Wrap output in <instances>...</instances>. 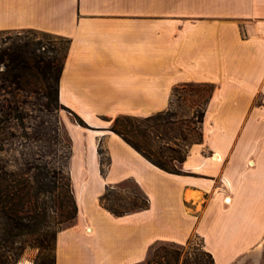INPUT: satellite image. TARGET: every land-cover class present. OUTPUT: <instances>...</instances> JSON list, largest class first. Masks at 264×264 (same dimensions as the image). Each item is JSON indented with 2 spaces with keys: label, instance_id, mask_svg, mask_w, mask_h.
<instances>
[{
  "label": "crops",
  "instance_id": "obj_1",
  "mask_svg": "<svg viewBox=\"0 0 264 264\" xmlns=\"http://www.w3.org/2000/svg\"><path fill=\"white\" fill-rule=\"evenodd\" d=\"M24 30L68 42L58 102L89 127L63 120L77 214L55 234L53 264H140L154 243L193 236L214 264H233L263 243L264 0H0V33ZM183 84L215 88L177 175L105 119L164 112ZM127 180L149 208L116 217L100 197Z\"/></svg>",
  "mask_w": 264,
  "mask_h": 264
},
{
  "label": "rangeland",
  "instance_id": "obj_2",
  "mask_svg": "<svg viewBox=\"0 0 264 264\" xmlns=\"http://www.w3.org/2000/svg\"><path fill=\"white\" fill-rule=\"evenodd\" d=\"M4 33L20 34L22 37L40 40V51H44L49 59H54L58 69H61L68 47L66 40L33 30L4 31L0 34ZM23 83L24 91L15 92L14 96L0 92V105L7 99L13 101L12 105L17 104L23 112V125L13 120L1 124L3 128L0 130V146L3 150L0 151V167L6 166V171L10 172L24 162L46 164L48 168L63 166L67 162L70 147V138L63 120L72 119L73 115L63 109L54 97H43V86L37 78L28 76ZM209 94V87L199 85L178 89L171 97V117L168 120L170 124L159 126L157 133L149 127L151 123L134 124L147 129L150 148L153 151L161 149L166 155H171L168 149L172 148L183 156L187 147L200 138L201 125L196 116ZM107 125L110 127L112 122L108 121ZM101 148L102 157L106 160L107 154L102 145ZM176 167L180 168L179 165ZM86 178L85 194L88 190H95L97 182L96 175L88 174ZM56 181L61 183V176L58 175ZM58 193L59 191L53 195L46 193L40 197L38 204L45 216L30 221L32 232L14 237L7 246L0 247V264H53L55 234L74 222L67 221L65 212L59 208V200L56 198L60 195ZM133 195H138L136 187L132 182L124 181L107 192V203L125 204ZM203 252L205 251L201 240L195 236L183 246L156 242L149 248L146 260L140 264H182L185 259L193 262ZM206 260L204 257L203 261ZM233 264H264V241Z\"/></svg>",
  "mask_w": 264,
  "mask_h": 264
},
{
  "label": "trees",
  "instance_id": "obj_3",
  "mask_svg": "<svg viewBox=\"0 0 264 264\" xmlns=\"http://www.w3.org/2000/svg\"><path fill=\"white\" fill-rule=\"evenodd\" d=\"M41 48V41L35 38L22 37L20 34H0V92L3 91L5 94L14 96L15 92L24 91V80L26 77L32 76L41 81L43 97L47 99L52 96L59 103L58 80L62 67L59 70L54 59L46 57L44 51H40ZM195 85L209 87L210 89V94L204 101L203 108L200 112H197L196 117L198 123L201 125L206 106L215 88L214 85L183 84L174 87L171 94L173 96L178 89ZM4 101L5 103L0 105V130L3 128L1 124L8 123L9 120L23 125L22 110H20L17 104L12 105L13 101L7 99H4ZM170 107L171 104L168 110L146 118L119 116L114 119L105 120L112 122L108 131L119 136L152 165L167 173L179 175L182 172L176 165L180 166L184 162L188 148L193 144L199 143L202 139V134H200L199 140L187 147L183 156L179 155V152L172 148L168 149L171 155H166L165 151L161 149L153 151L150 148L147 129L134 124L135 122L151 123L149 127L157 133L159 126L170 124L168 121L171 117V114H169ZM62 108L65 109L64 107ZM72 115L75 122L80 126L89 128L78 116ZM2 150L3 148L0 146V151ZM98 154L100 170L103 175L105 168L109 165V158L103 159V149L101 146H99ZM70 155L71 146L66 157V164L56 168H48L46 164H31L29 162L20 164L19 167H15L10 172L6 171V166L0 167V247L7 246L14 237H20L32 232L29 225L30 221L39 216H45L38 201L46 193L53 195L56 191H59L58 194L60 195L56 197L59 200V208L65 212L67 221L75 219L77 206L71 187L69 172ZM169 164H172V166H169ZM58 175L61 176V183H57L56 181ZM127 181L132 182L138 191V195L130 197L127 203L108 204L107 192L111 187H106L104 194L100 197L101 206L116 217L149 208L147 196L133 181ZM204 257L207 258L206 261H203ZM145 264H150V262H146ZM182 264H214V260L209 253L203 252L193 262L185 259Z\"/></svg>",
  "mask_w": 264,
  "mask_h": 264
},
{
  "label": "bare ground",
  "instance_id": "obj_4",
  "mask_svg": "<svg viewBox=\"0 0 264 264\" xmlns=\"http://www.w3.org/2000/svg\"><path fill=\"white\" fill-rule=\"evenodd\" d=\"M218 159V158H217ZM230 203V202H229Z\"/></svg>",
  "mask_w": 264,
  "mask_h": 264
}]
</instances>
